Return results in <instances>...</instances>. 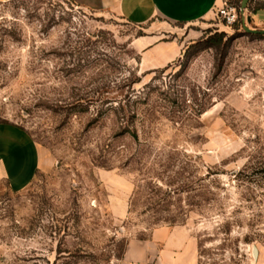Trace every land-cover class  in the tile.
I'll list each match as a JSON object with an SVG mask.
<instances>
[{"label": "rangeland", "instance_id": "rangeland-1", "mask_svg": "<svg viewBox=\"0 0 264 264\" xmlns=\"http://www.w3.org/2000/svg\"><path fill=\"white\" fill-rule=\"evenodd\" d=\"M261 7L234 27L155 20L185 49L145 71L134 42L152 25L0 3V124L41 152L25 188L0 180V264H127L132 241L161 264L174 235L197 264H264V37L244 27L264 30Z\"/></svg>", "mask_w": 264, "mask_h": 264}, {"label": "crops", "instance_id": "crops-1", "mask_svg": "<svg viewBox=\"0 0 264 264\" xmlns=\"http://www.w3.org/2000/svg\"><path fill=\"white\" fill-rule=\"evenodd\" d=\"M9 1L12 0H0V3ZM72 1L90 10L114 12L137 26L152 25L147 35L137 38L134 42V47L140 55L141 67L145 71H154L174 64L182 57L185 49L183 40L177 39L173 32L167 29L159 32L161 25L159 22L154 23L155 20L162 19L167 24L191 25L214 18V11L222 4V0ZM258 11L264 14V7L256 10ZM257 24L264 25V20L258 21ZM40 159L41 152L27 133L14 126L0 124V180H7L11 187L17 190L25 188L34 179ZM176 238L174 235L166 240V250L161 259H157L158 262L197 264L194 247L183 255L175 253L173 244L178 240ZM149 248L146 242L132 241L128 246L125 262L147 264Z\"/></svg>", "mask_w": 264, "mask_h": 264}, {"label": "built area", "instance_id": "built-area-1", "mask_svg": "<svg viewBox=\"0 0 264 264\" xmlns=\"http://www.w3.org/2000/svg\"><path fill=\"white\" fill-rule=\"evenodd\" d=\"M214 15L227 27H234L240 23L241 5L235 4L234 0H222L221 6L216 8Z\"/></svg>", "mask_w": 264, "mask_h": 264}, {"label": "water", "instance_id": "water-1", "mask_svg": "<svg viewBox=\"0 0 264 264\" xmlns=\"http://www.w3.org/2000/svg\"><path fill=\"white\" fill-rule=\"evenodd\" d=\"M251 1H253V0H243V1H242V4H241V14H242V16L244 17V23H245V21H246L248 24L251 23V17H247V18H245V11H246V9H247V7H248V5H249V3H250ZM244 27H245L246 31L249 32V33H253V34H264V30H262V31L251 30V29H249V27H247V25H245V24H244ZM253 255H254L255 259H258V256H259V250H258L257 247H254V248H253Z\"/></svg>", "mask_w": 264, "mask_h": 264}, {"label": "trees", "instance_id": "trees-1", "mask_svg": "<svg viewBox=\"0 0 264 264\" xmlns=\"http://www.w3.org/2000/svg\"><path fill=\"white\" fill-rule=\"evenodd\" d=\"M239 1L240 0H234V3L237 4V5H240V2ZM249 35H255V34H251L250 33ZM257 36H263L264 37V34H257ZM126 131H128L130 133V131H129V129L127 127H126ZM131 135L133 136L134 139H137L138 138V135L136 133H131Z\"/></svg>", "mask_w": 264, "mask_h": 264}]
</instances>
